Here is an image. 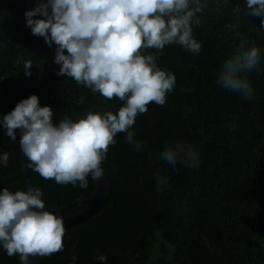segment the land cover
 Here are the masks:
<instances>
[{
    "label": "trees",
    "instance_id": "trees-1",
    "mask_svg": "<svg viewBox=\"0 0 264 264\" xmlns=\"http://www.w3.org/2000/svg\"><path fill=\"white\" fill-rule=\"evenodd\" d=\"M38 0H0V117L31 94L53 110L52 122L78 120L104 111L106 99L73 78L56 73L55 44L31 33L24 13ZM192 33L199 53L171 43L153 49L158 67L175 75L163 105L150 102L129 128L139 150L118 132L101 166L113 194L97 216L65 231L62 251L41 256L40 264H149L161 241L169 264H264V26L248 14L244 0H201ZM194 7V5H193ZM243 43L261 49L258 65L245 73L252 96L224 88L218 73ZM143 50V52H149ZM31 61L30 75L24 62ZM1 95V90H0ZM0 128V140L20 150ZM194 147L197 166L171 163L160 153L172 143ZM21 151V150H20ZM47 207L75 205L82 213L94 197V179L80 188L32 172ZM27 190L19 158L0 147V189ZM4 252L0 249V253ZM0 264H20L19 256L0 255Z\"/></svg>",
    "mask_w": 264,
    "mask_h": 264
},
{
    "label": "clouds",
    "instance_id": "clouds-1",
    "mask_svg": "<svg viewBox=\"0 0 264 264\" xmlns=\"http://www.w3.org/2000/svg\"><path fill=\"white\" fill-rule=\"evenodd\" d=\"M244 2L248 14L259 17L264 26V0ZM203 7L201 0H38L26 10L31 33L49 46L55 44L58 76L71 77L94 94L122 103L115 111H88L78 120L65 117L54 124L52 108L41 106L36 94L21 99L0 117V128L12 140L19 131L25 167L44 179L86 188L89 178L103 175L101 163L118 132L126 133L139 150L142 144L129 128L150 102L163 105L175 86L174 73L157 66L155 53L143 50L176 43L199 53L192 23L194 17L199 22L196 13ZM260 55L259 47L241 43L221 66L218 82L250 98L245 73L258 65ZM31 66V61L24 62L25 75L31 74ZM160 157L172 165L187 162L194 167L199 153L176 142ZM64 235L63 218L45 207L40 188L0 189V249L6 255H18L20 264H29L30 257L62 251ZM96 259L103 264L107 256Z\"/></svg>",
    "mask_w": 264,
    "mask_h": 264
},
{
    "label": "water",
    "instance_id": "water-1",
    "mask_svg": "<svg viewBox=\"0 0 264 264\" xmlns=\"http://www.w3.org/2000/svg\"><path fill=\"white\" fill-rule=\"evenodd\" d=\"M149 52L153 53V49H150ZM0 102L4 97V88L2 85V82L0 81ZM122 101L117 100L114 102L111 106H109L107 109H110L112 111H115ZM105 109V110H107ZM0 147L5 150V152L9 155H13L17 158H19L23 165V170L26 175V188L33 187L32 183V172L30 169H27L25 167L26 158L23 156L22 152L16 148L6 146L4 143L0 140ZM102 167V166H101ZM95 182V194L94 197L88 201H85L84 203L87 205V208L80 214L67 217V213L69 210H71L75 205H71L65 208H60L59 206L55 207L53 210L49 209L47 205L45 204V207L50 210L54 211L57 215L61 216L64 220V226L65 231L74 227L79 226L80 224H83L87 222L89 219H91L94 216H97L98 213L104 208L106 202L108 201L109 197L113 194L112 191V182L111 180L104 174L98 178L94 179ZM43 198V197H42ZM5 252L0 253L2 255ZM40 258L41 256H35L30 257L29 264H40Z\"/></svg>",
    "mask_w": 264,
    "mask_h": 264
},
{
    "label": "rangeland",
    "instance_id": "rangeland-1",
    "mask_svg": "<svg viewBox=\"0 0 264 264\" xmlns=\"http://www.w3.org/2000/svg\"><path fill=\"white\" fill-rule=\"evenodd\" d=\"M156 252L149 264H169L171 258V250L169 251L161 241L157 242Z\"/></svg>",
    "mask_w": 264,
    "mask_h": 264
}]
</instances>
